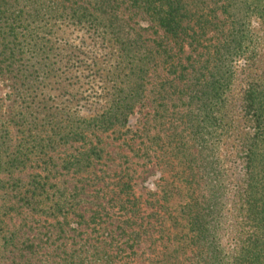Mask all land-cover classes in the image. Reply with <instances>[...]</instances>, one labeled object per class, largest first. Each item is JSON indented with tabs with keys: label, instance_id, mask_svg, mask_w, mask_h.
I'll return each instance as SVG.
<instances>
[{
	"label": "rangeland",
	"instance_id": "rangeland-1",
	"mask_svg": "<svg viewBox=\"0 0 264 264\" xmlns=\"http://www.w3.org/2000/svg\"><path fill=\"white\" fill-rule=\"evenodd\" d=\"M202 2L209 15L220 3ZM136 19L150 24L144 15ZM246 21L255 55L226 62L233 79L221 105L197 82L210 76L228 22L210 27L195 49L165 39L170 61L158 55L135 79L139 94L126 114L113 106L116 118L107 121L101 119L129 83L124 72L106 76L115 55L105 52L116 51L91 32L40 28L36 49L51 46L39 58L44 64L19 54L21 69L10 68L0 56V264H212L210 246L181 236L188 227L178 210L195 200L211 207L220 182L230 191L240 181L237 153L250 125L244 89L251 76L264 77V25L253 15ZM154 29L147 36L157 44L162 31ZM93 53L98 73L88 66ZM35 68L44 76L34 77ZM36 175L54 196L29 208L25 197ZM55 199L62 209L47 214ZM230 220L218 240L227 247Z\"/></svg>",
	"mask_w": 264,
	"mask_h": 264
},
{
	"label": "trees",
	"instance_id": "trees-1",
	"mask_svg": "<svg viewBox=\"0 0 264 264\" xmlns=\"http://www.w3.org/2000/svg\"><path fill=\"white\" fill-rule=\"evenodd\" d=\"M216 1L220 3L209 10V15L202 11V0H0L1 60L7 58L10 68L19 69L21 65H15L19 54H28L37 63L45 62L39 58L51 46L38 43L40 47L36 49L35 45L36 34L40 28L45 30L48 25H58L64 30L71 28L91 32L102 45H106V48L113 46L116 51L105 52L107 59L115 55L112 63L114 71L106 76H113L117 71L124 72L123 77L129 83L119 90L118 99L108 107V116L104 115L101 119L107 121L116 118V112L111 113L113 106L120 107L118 114H126L131 101L139 94L135 79H142L147 74L158 55L165 56L162 63L170 61L173 55L165 39H172L180 50L184 51L185 44L195 49L204 40L210 27L216 28L220 22H228L226 39L215 45L218 49L211 58L214 63L210 76L197 82L203 91L206 89L212 97H217L221 105L233 79L231 65V69H225L226 62L245 54V59L249 60L255 55V50L248 44L250 37L246 29V17L256 16L264 25V0ZM139 15L146 16L150 24L142 26L136 19ZM152 28L162 31L161 42L157 44L151 43L152 40L147 36V31ZM94 53L90 56L93 64L88 66H95L94 71L98 73L101 70L98 65L100 58L99 54ZM76 62L84 61L77 59ZM40 71L35 68L31 74L35 72L34 77L44 76ZM203 103L208 104L207 100ZM242 111L250 125L237 153L242 162L239 183L228 191L225 183L220 182L212 196L211 202L214 203L211 207L200 206L195 200L178 210L185 214L183 216L188 227L181 236L187 237L189 244L203 240L210 246V257L214 260L212 264H264V77L254 75L248 80ZM219 120L221 122L222 117ZM34 183L35 187H31L33 189H29L25 197L29 208L40 206L42 197L52 200L54 196L47 193V180L41 176L36 175ZM227 191H232L231 199H228L229 208H225ZM62 206L59 199H55L43 210L53 215ZM226 217L232 219L226 232L230 235L229 247L218 241L220 233L224 231L221 225Z\"/></svg>",
	"mask_w": 264,
	"mask_h": 264
}]
</instances>
